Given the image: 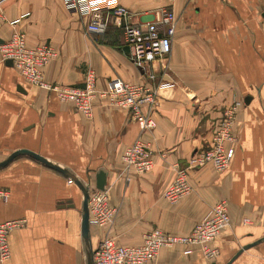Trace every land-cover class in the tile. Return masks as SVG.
<instances>
[{
	"label": "crops",
	"instance_id": "obj_1",
	"mask_svg": "<svg viewBox=\"0 0 264 264\" xmlns=\"http://www.w3.org/2000/svg\"><path fill=\"white\" fill-rule=\"evenodd\" d=\"M136 23L157 19L168 7L178 18L171 54L154 65L159 81L156 128L141 129L126 109L95 99L90 117L52 91L28 83L2 60L0 49V162L19 149L37 152L76 174L91 189L100 171L117 215L111 226H91L95 249L106 236L138 246L155 229L188 235L221 201L228 203L230 226L214 241L219 254L206 258L199 247L162 249L148 264H264V3L263 0H120ZM87 20L70 14L62 0H7L0 3V46L14 32L29 47L48 45L55 57L43 71L50 85L83 87L89 70L97 87L112 79L142 84V72L123 47V33L86 31ZM1 48V47H0ZM168 66V67H167ZM234 100V157L230 168L191 170L193 192L178 203L163 197L178 167L211 143ZM153 151L154 167L129 182L119 176L122 156L136 139ZM66 175L28 156L0 170V222L24 219L9 235L5 264H87L81 234V190ZM253 247L237 253L246 245Z\"/></svg>",
	"mask_w": 264,
	"mask_h": 264
},
{
	"label": "built area",
	"instance_id": "obj_2",
	"mask_svg": "<svg viewBox=\"0 0 264 264\" xmlns=\"http://www.w3.org/2000/svg\"><path fill=\"white\" fill-rule=\"evenodd\" d=\"M5 1L0 0V3ZM62 3L70 14L87 20L88 34L104 35L111 27L120 29L130 61L142 72L144 82L132 84L116 78L108 83L107 89L99 90L97 75L94 70H89L81 88L47 84L43 80V71L55 53L48 45L29 47L25 34L21 32H14L11 39L0 46L2 60L11 61L28 83L56 93L61 101L73 103L76 111L84 116L93 114L95 99L99 98L106 106L128 110L138 123L141 134L153 131L156 128L154 114L159 92L154 65L161 60L166 61L171 54L178 23L174 11L168 7L160 8L154 22L141 24L133 20V12L120 0H62ZM243 106L241 100H234L233 107L224 113L223 121L209 146L196 151L186 167H178L175 178L163 193L166 200L178 203L193 192L189 178L191 170L209 165L218 172L230 168L234 157L233 146L237 141L234 130L236 112ZM153 155L150 146L139 136L123 154V168L119 176L129 182L133 177L151 171L154 167ZM69 183H73L72 180ZM8 198L9 191L0 188V200L7 201ZM89 211L91 226L106 227L115 222L117 211L110 204L107 189L90 190ZM230 223L228 203L221 201L188 235L155 229L147 233L143 243L138 246L121 245L106 235L94 250V263L148 264L167 247H182L185 255H191L194 247H199L203 255L212 260L219 254L214 241ZM24 225V219L0 222V264H5L11 255L10 233Z\"/></svg>",
	"mask_w": 264,
	"mask_h": 264
},
{
	"label": "water",
	"instance_id": "obj_3",
	"mask_svg": "<svg viewBox=\"0 0 264 264\" xmlns=\"http://www.w3.org/2000/svg\"><path fill=\"white\" fill-rule=\"evenodd\" d=\"M10 65H13L11 61H9ZM20 156H28L32 159L40 162L46 167L53 169L57 172H60L66 175L68 178L72 180V182L78 186L83 195V203H82V223H81V234L83 243L85 245L86 253H87V264H95L94 263V248L91 241V222H90V211H89V196L91 187L89 184L85 183L82 179H80L76 174L72 173L65 167L58 165L44 157L43 155L34 152L29 149H19L13 153H11L5 160L0 162V170L8 166L13 160ZM107 183V175L104 171H100L97 175L96 179V188L99 190H105ZM256 243L244 246L238 253L235 255L237 257L241 252L253 247Z\"/></svg>",
	"mask_w": 264,
	"mask_h": 264
},
{
	"label": "trees",
	"instance_id": "obj_4",
	"mask_svg": "<svg viewBox=\"0 0 264 264\" xmlns=\"http://www.w3.org/2000/svg\"><path fill=\"white\" fill-rule=\"evenodd\" d=\"M123 47H125V46H123Z\"/></svg>",
	"mask_w": 264,
	"mask_h": 264
}]
</instances>
